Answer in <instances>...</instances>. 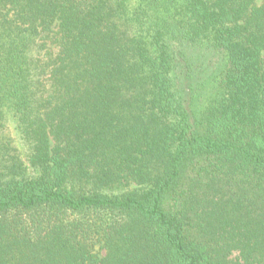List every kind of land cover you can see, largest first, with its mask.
Returning <instances> with one entry per match:
<instances>
[{"label":"trees","instance_id":"1","mask_svg":"<svg viewBox=\"0 0 264 264\" xmlns=\"http://www.w3.org/2000/svg\"><path fill=\"white\" fill-rule=\"evenodd\" d=\"M0 264H264V0H0Z\"/></svg>","mask_w":264,"mask_h":264},{"label":"rangeland","instance_id":"2","mask_svg":"<svg viewBox=\"0 0 264 264\" xmlns=\"http://www.w3.org/2000/svg\"><path fill=\"white\" fill-rule=\"evenodd\" d=\"M10 121H9V131H10V134L12 136V138H14V141H15V144L19 147V149L25 153V148L22 146L21 144V141L19 139V136L17 134V131H16V128H15V123L13 121V118H9ZM23 157V160L27 161V156H25L24 154L22 155ZM102 254H104L103 252H101ZM238 255V253H234L233 254V258H235L236 256Z\"/></svg>","mask_w":264,"mask_h":264}]
</instances>
